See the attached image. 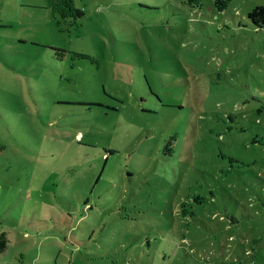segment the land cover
<instances>
[{
    "label": "rangeland",
    "instance_id": "obj_1",
    "mask_svg": "<svg viewBox=\"0 0 264 264\" xmlns=\"http://www.w3.org/2000/svg\"><path fill=\"white\" fill-rule=\"evenodd\" d=\"M73 3L0 0V264H264V0Z\"/></svg>",
    "mask_w": 264,
    "mask_h": 264
},
{
    "label": "trees",
    "instance_id": "obj_2",
    "mask_svg": "<svg viewBox=\"0 0 264 264\" xmlns=\"http://www.w3.org/2000/svg\"><path fill=\"white\" fill-rule=\"evenodd\" d=\"M46 8H48L54 15H57L62 20L75 21L83 15L82 11L74 6L73 0H46ZM247 17L255 26H262L264 23V4L253 7L248 12ZM74 55L79 58L86 57L81 54ZM172 140L173 138L170 137L169 140L166 141V145H171ZM7 241L6 235L1 232L0 253L5 250Z\"/></svg>",
    "mask_w": 264,
    "mask_h": 264
}]
</instances>
